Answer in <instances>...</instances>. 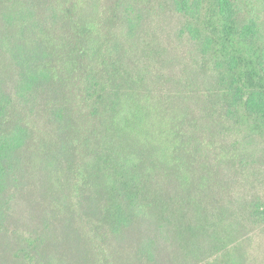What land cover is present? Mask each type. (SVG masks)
Segmentation results:
<instances>
[{"label":"trees","instance_id":"1","mask_svg":"<svg viewBox=\"0 0 264 264\" xmlns=\"http://www.w3.org/2000/svg\"><path fill=\"white\" fill-rule=\"evenodd\" d=\"M166 5L183 18L176 39L196 46L199 78L163 24ZM0 52L15 72L13 92L0 79V190L16 151L37 145L28 129L43 127L35 165L45 155L69 195L39 187L36 205L70 209L74 199L98 214L84 244L62 218L25 251L59 252L49 264H117L132 228L148 226L137 261L160 264L171 250L165 264H250L244 247L264 230V195L242 182L253 179L251 191L261 173L251 146L264 142V0H0ZM76 142L86 160L72 170L64 157Z\"/></svg>","mask_w":264,"mask_h":264},{"label":"rangeland","instance_id":"2","mask_svg":"<svg viewBox=\"0 0 264 264\" xmlns=\"http://www.w3.org/2000/svg\"><path fill=\"white\" fill-rule=\"evenodd\" d=\"M168 6L161 11L160 16L162 17L163 24L168 27L171 35L175 36V44L178 45L177 50L179 54H185V59H194L195 70L192 71L193 76L199 78V71L201 60L198 53L196 52V46L186 39L177 40L175 31L180 28L183 18L174 14L172 10H168ZM160 13V12H159ZM4 31V30H3ZM179 60L182 59L179 57ZM182 68V65L180 66ZM179 68V69H180ZM190 71V70H189ZM208 73V72H207ZM205 72L203 80L207 77L208 80L210 76ZM202 74V73H201ZM13 77H15V72L10 67L8 60L0 52V79L3 81L2 88L4 92H13ZM74 112V109H72ZM32 119V118H31ZM83 123L79 125L82 127ZM49 130V129H48ZM0 132H6V124H0ZM46 129L43 127L33 128V130L28 129V136L32 137L27 139V146L29 144H34L35 139L37 140V145L25 149L22 148L16 151V161L14 163V169L12 171V177H7L4 181L3 188L0 190V264H27L25 259V253L33 257V261L36 264H49L47 259H53L60 261L61 254L59 252L48 251L45 247L39 252H27L25 251V239L29 237H44L45 231L42 230L44 226L50 228L51 220L53 225H57L62 218H67V225L71 227L72 232H76L81 237L82 244L85 243L84 236L86 232L91 229L94 230L97 227L96 219H98V214L95 212L93 215L86 211V205L78 202L77 200L70 199L72 202H76L74 206L70 209L62 207L61 204H50L45 206L44 204L36 205L34 201V196L32 194L33 190L39 189V187L48 188V193H52L54 197L62 201L61 197L69 195L68 189L63 184H58L55 178L50 176L49 168L46 169L42 166V161L45 159V155H41L38 160V165H35L34 158L38 151L40 143H43V138L46 133ZM47 134V133H46ZM48 134L51 137L48 141L51 143L57 142V137L53 134L52 130H49ZM64 138L71 139L70 134L65 133ZM31 140V141H30ZM81 142H76L75 145L67 152L64 158L66 160L72 159L74 170L75 166L79 164V161L86 160L83 148L80 146ZM251 148L255 150V157L257 161V167L260 166V174L254 181V189L248 191L249 185L247 181L250 182L253 179L244 180L242 182L244 188L247 189L249 194L258 193L264 195V142L262 138H257L252 141ZM74 154H71V153ZM46 170V172L42 170ZM49 175V179L46 177L41 178V176ZM233 175V174H232ZM234 182H240L237 175L229 177ZM70 179V175H69ZM62 181L65 178H61ZM72 182V178H71ZM34 193V192H33ZM46 193V194H48ZM78 202V203H77ZM34 208L35 211L32 209ZM97 210V209H96ZM98 211V210H97ZM45 216L47 217H44ZM95 216V217H94ZM52 225V227H53ZM144 230H151L150 227L145 228L135 226L132 228L131 232L128 234L129 238H124L123 244L128 245L126 250L123 248L119 252L121 258L117 261V264H148L144 261H137L133 247L135 246L137 240L144 236ZM103 228L101 232H105ZM150 236L153 233L149 234ZM249 240L246 241L245 251L250 260V264H264V230L252 231L249 234ZM102 248L107 253L108 246H114L113 237L109 234L106 241L102 243ZM89 251H93L90 247H87ZM171 251V250H170ZM170 251H159V263L165 264L170 260ZM91 264H99L97 261H91ZM201 264V263H195Z\"/></svg>","mask_w":264,"mask_h":264}]
</instances>
